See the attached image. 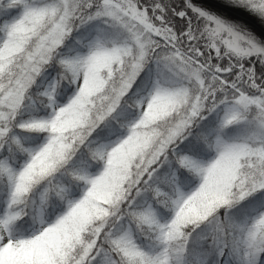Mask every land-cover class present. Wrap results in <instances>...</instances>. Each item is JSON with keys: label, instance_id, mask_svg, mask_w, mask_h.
<instances>
[{"label": "snow or ice", "instance_id": "1", "mask_svg": "<svg viewBox=\"0 0 264 264\" xmlns=\"http://www.w3.org/2000/svg\"><path fill=\"white\" fill-rule=\"evenodd\" d=\"M246 11L264 24V0H211L203 7L194 6L193 0H51L43 4L39 0H0V33L4 37L0 40V177L13 183L31 179L29 172L35 161L18 174L15 160L21 153H32L24 134L46 125L25 119V110L53 98V84L41 87L38 93L36 86L45 76L51 81L57 71L56 61L78 72L79 57L65 53L73 44L76 24L106 20L117 29L129 31L138 47L151 53L158 75L205 87L209 81L204 77L210 76L214 83L209 92L217 85L221 87L207 96L208 101L221 108L237 105L251 109L264 123V26L246 33L226 19ZM21 57L23 63L17 64ZM174 95L186 96L187 92L179 89ZM51 127L57 130L55 120ZM250 152L242 146L239 151L220 153V158L208 166H195L201 180L200 194L214 195L215 200L207 219L201 218L190 227L182 218L183 211L161 223L150 206L140 207L138 198L146 188L141 180L130 193L120 191L113 201L117 211L108 213L111 222L98 230L81 256L73 258L60 241L56 253L50 252L46 245L55 236L6 244L0 237V259L3 264H207L208 252L202 245L193 261L186 259L189 241L199 233L198 241L210 240L221 257L229 248L232 254H240L243 243L248 249L243 264H258V257L264 255V228L249 231L247 240L237 239L243 226L231 214L234 202L230 195L238 161ZM249 166L256 171L243 199L245 205L257 208L264 205V147L255 150V162ZM56 191L63 194L60 187ZM176 203L179 206L181 201ZM226 209L230 210L227 216ZM12 219L9 215L0 223L7 228ZM87 223L82 222L78 230ZM259 223L264 225V217ZM205 226L207 231H203ZM148 229L159 232L164 248L160 255L143 250L137 242V233Z\"/></svg>", "mask_w": 264, "mask_h": 264}, {"label": "clouds", "instance_id": "2", "mask_svg": "<svg viewBox=\"0 0 264 264\" xmlns=\"http://www.w3.org/2000/svg\"><path fill=\"white\" fill-rule=\"evenodd\" d=\"M39 2L50 3L51 0ZM74 29L73 44L76 48L73 55L80 59L78 72L74 73L56 61L57 71L52 74L51 81L45 76L36 86L38 93L41 87L53 84L54 96L44 104L46 114L33 113L30 108L25 110V119L42 121L46 125L24 134L25 143L32 153H21L15 160L18 174L35 161L29 172L31 179L26 177L23 182L17 179L13 183L6 177H0V221L9 215L13 217L7 228L0 223L3 243L36 237L48 240L55 236L56 239L46 245L50 252L56 253L57 242L60 241L73 258L81 256L98 230L111 222L108 213L117 211L113 202H100L89 197V190L94 185L100 189L114 176H119L123 181L121 187L130 193L145 173L152 179L149 168L154 158L166 154L176 141L184 137L187 131L184 124L189 119L198 126L208 121L205 146L212 155L205 166L218 160L222 152L239 151L242 146L251 150L250 154L239 158L237 178L233 181L230 195L233 209H243L244 194L251 187L256 171L249 165L255 162V150L264 147V123L257 119L258 114L237 105L221 108L219 104L208 101L207 96L221 87L217 85L209 92L214 83L210 76L204 77L209 81L206 87L194 83L189 89L183 79L158 75L151 70L154 65L151 53L147 49L141 50L129 31L117 29L109 21L99 20L83 26L76 24ZM3 38L0 35V40ZM20 63H23L22 57L17 60V64ZM179 89L186 90L187 95H174ZM169 97L176 103L164 112L163 105ZM122 113H130L125 118L122 133L115 139L99 141L98 130L110 125ZM53 120L56 121V131L51 127ZM145 132L151 133L148 146L130 155L133 145L142 139ZM84 160L91 163V169L83 166ZM155 171L152 168V172ZM77 182L82 184L80 196L67 192L57 194V187L69 188ZM45 192L47 195H42ZM85 197L103 211L78 230L77 220ZM232 216L243 226V231L237 232L236 237L242 241L247 240L249 231L264 228L259 223L264 217V205L244 212L242 217L233 211ZM108 232H112V228ZM139 236L145 239L138 242ZM139 236L137 242L143 250L153 255L164 251L158 240V230L148 229L140 232ZM104 243H108L107 239ZM201 245L208 252L207 264H243L248 252L242 243L240 254H232L229 248L221 257L214 252L210 240L202 241ZM258 264H264V255L258 257Z\"/></svg>", "mask_w": 264, "mask_h": 264}, {"label": "trees", "instance_id": "3", "mask_svg": "<svg viewBox=\"0 0 264 264\" xmlns=\"http://www.w3.org/2000/svg\"><path fill=\"white\" fill-rule=\"evenodd\" d=\"M193 4L194 6L203 7L206 4H211V0H193ZM226 19H229V22L238 30L246 33H251L255 31L256 27L264 26V24L258 23V16L247 11L237 18ZM0 35H3V33H0ZM81 42L82 41H77V43ZM75 48L76 44L74 43L70 46V49H68L67 51L73 54ZM151 70L157 72L155 61ZM145 71L147 72L148 70ZM184 83L190 89L195 82L190 80H184ZM171 102L173 103V106L176 103L174 99H171ZM30 110L33 113L44 115L46 108L44 103H41L39 105L31 106ZM128 115H130V113H122L110 125H108L107 127H102L101 130H98L97 135L99 137V141L115 139L116 136L120 135L123 131V124L125 118ZM213 115H215V113ZM208 119L211 120V118ZM190 123L191 125L186 128L187 131L185 132L184 137L176 141L172 148H170L167 152L166 158L167 160H169V162H171V168H168V166L165 165L163 168H160L153 172L152 179H146L147 173L144 175L143 179H141L144 181V184L145 181H147V184H145L146 188L143 191L142 197L138 198V204L140 207H149V205L153 206L152 210L161 223H167L168 220L171 219L172 215H174L176 206L173 202V199L176 195L175 190L178 188L183 192L189 191L194 188L200 180L196 168L192 169L188 168L187 166L181 167V161L186 160L190 161L193 164L194 160L196 159L198 161L196 166H205L212 155L205 146V137L208 135V121L206 120L204 125L199 126L192 121ZM150 139L151 133H148L147 135H145V137L140 140L141 142L139 145H133L132 149L130 150V155H135L137 151L146 148L150 142ZM124 163H126V160L124 161ZM82 164L85 168L91 169V163L89 161L84 160L82 161ZM174 172L176 173V179L172 181L171 175ZM153 177L156 178L154 182ZM115 179L116 181L121 180L122 182V179L119 176H114L111 181L113 186L115 185L114 183H116ZM61 188L63 189L62 195H64L65 192L77 197L82 194V184L79 182L72 183L69 188H63V185L61 186ZM159 192H169L170 197H166L162 193L161 195H159ZM255 209L256 208L251 205H244L243 209L233 211L236 212V215L238 217H242V214L244 212H251ZM229 212L230 210L226 209L225 215L227 216ZM193 223H196V221L188 222L186 226H189ZM203 231H207V226H205ZM137 235L139 236V233H137ZM198 235L199 233L194 234L192 239L189 241L188 252L186 254V259L189 262L193 261L197 252L201 250V242L197 239ZM144 239L145 238L143 236H139L138 242H142Z\"/></svg>", "mask_w": 264, "mask_h": 264}, {"label": "rangeland", "instance_id": "4", "mask_svg": "<svg viewBox=\"0 0 264 264\" xmlns=\"http://www.w3.org/2000/svg\"><path fill=\"white\" fill-rule=\"evenodd\" d=\"M171 99L172 98L169 97L165 100L164 105H163L164 112H166L169 108L173 107V103L171 102ZM191 121L192 120H190V119L187 120L184 124V127L187 128L189 125H191V123H190ZM146 126L147 125H145V127ZM147 134H148V132H145L143 134V137H145V135H147ZM140 142L141 141L139 140L134 145L137 146L140 144ZM166 156H167V153L164 155H159L158 159L154 158V163L149 168V173L153 174L152 168H155L156 170H158L160 168H163L165 165H167L168 168H171V162H169V160H167ZM197 163H198V161L196 159L194 160L193 164H191L190 161L184 160L180 163V165H181V167L187 166L188 168L195 169L196 168L195 166ZM146 179H149L148 173L146 175ZM175 179H176V173L174 172L171 175V180L174 181ZM115 182H116V183H114L115 188L111 182L105 183L103 185V187L100 189H97L96 186L94 185L93 189L89 190L88 196L94 197V199L96 201H100V202H104V201L113 202L115 200V198L119 195L120 191L121 190L124 191V189L121 187L123 181L122 182H121V180L116 181V179H115ZM200 184H201V180H199V183L194 188H192L191 190L186 191V192H183L178 188L175 190L176 195L173 199V202L176 205L174 215L177 212L183 211V217L182 218L186 224L188 222H193V221L197 222L201 218L207 219V215L211 214L210 208L212 207L213 201L215 200V196L214 195L204 196V195L200 194ZM161 193L162 192H159L158 194L161 195ZM162 194L166 197H170L169 192L168 193L164 192ZM178 200L181 201V204L179 206L176 203V201H178ZM149 206L151 207V209L153 208V206H151V205H149ZM101 211H103V210L99 207L98 204H91L90 201L88 200V197H85L84 206H83L82 211L80 213V216L77 220V227L84 221H87L88 223H90L91 220L96 215H98ZM34 258H35V255H34ZM0 264H3L2 259H0Z\"/></svg>", "mask_w": 264, "mask_h": 264}]
</instances>
